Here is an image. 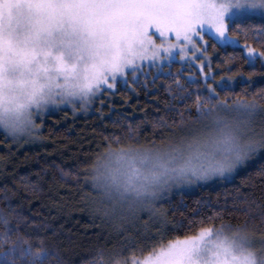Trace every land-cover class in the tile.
<instances>
[{"label":"snow or ice","instance_id":"1","mask_svg":"<svg viewBox=\"0 0 264 264\" xmlns=\"http://www.w3.org/2000/svg\"><path fill=\"white\" fill-rule=\"evenodd\" d=\"M233 9L264 12V0H0V118L27 110L36 139H46L44 118L51 108L68 105L74 112H86L99 100L97 111L103 119L105 94H115L121 82L136 91L145 63L159 69L178 57L195 61L200 72V78L190 75L186 82L177 74L175 88L164 86L171 99L155 113L146 112L139 122L126 118L124 124L113 123L139 144H170L150 182L136 184L141 169L132 149L120 144L122 132L104 138V152L116 151L113 141L119 145L117 160L127 162L128 185L151 212L139 223L121 225L119 248L98 247L91 264H264V84L249 93L256 83L253 67L243 74L244 98L229 103L221 96L241 74L235 61L264 69V16L260 23L252 22L256 15L229 19ZM221 51L224 55L214 63L213 53ZM142 86H149L146 78ZM233 106L247 114L243 137L241 126L234 127L221 114ZM142 126L148 135L141 134ZM6 147L11 152L13 145ZM220 151L228 155L218 159ZM247 168L257 170L235 188L231 203L225 198L221 205L218 196L215 203L208 201L188 215L180 212L179 220L173 218L176 211L170 213L165 206L173 189L226 182ZM20 179L36 190L27 176ZM83 179L81 188L86 189L87 169ZM257 180L259 197L241 190L256 188ZM224 215L243 220L217 227L215 221ZM8 229L0 244L10 237V225ZM178 231L190 234L164 242L168 233ZM126 250L131 255H125ZM9 251L15 255L14 248Z\"/></svg>","mask_w":264,"mask_h":264},{"label":"trees","instance_id":"2","mask_svg":"<svg viewBox=\"0 0 264 264\" xmlns=\"http://www.w3.org/2000/svg\"><path fill=\"white\" fill-rule=\"evenodd\" d=\"M252 22L260 23L261 19L254 17ZM234 47H228V52H232ZM223 55V51L213 53L214 63ZM235 64L241 66V74L236 76V83L232 87L221 92V96H226L229 102L247 95L243 92L240 78L243 76L246 79L243 74L252 72L253 67L255 74L252 79L256 83L249 88V93L264 84V75H261L264 69L259 64L249 65L242 60L235 61ZM187 71L178 62H173L164 65L158 72L151 69L148 75L139 76L140 83L136 91L119 86L114 100L103 107V119L98 111L74 115L66 108L49 113L44 118L42 133L46 139H41L37 144L19 145L0 134V141H3L0 143V157L5 158L0 160V208L5 209V214L0 217L6 221H0V236L8 232V226H11L10 237L0 244V264H91L98 247L106 244L110 248L112 241L90 203L89 197L95 196V192L91 186L81 188L85 169L88 174V168L97 159V154L104 152L107 146L104 138L110 133L122 132L120 144L132 139L126 130L113 127L114 122L124 124L126 118L139 122L144 119L146 112L155 113L157 107L162 108L163 102L171 99L164 86L173 85L175 88L173 80L177 74H180L182 82H186ZM145 78L149 84L147 88L142 86ZM154 78L155 87L152 85ZM190 87L194 90L196 85L191 84ZM143 127L141 134L148 135ZM157 140L159 142L158 137ZM8 144L13 145L11 152L7 150ZM112 147L119 145L113 141ZM256 170L242 169L226 182L218 181L200 185L191 191L176 192L169 197L165 206L170 213L176 211L173 218L179 220L180 212L188 215L193 209L203 208L208 201L215 203L218 196L221 205L225 198L231 203L235 188L242 185L248 173ZM24 176L28 177L27 183L36 185L35 191L25 187L26 182L20 179ZM256 183V188L244 186L241 190L259 197V180ZM5 195L7 199H3ZM9 201L12 202L11 206ZM197 201L201 203L197 204ZM208 214H213L212 210H208ZM242 220V217L224 215L223 220L218 219L215 224L219 226L222 222H230L235 225ZM186 234L190 233H168L165 241L183 238ZM12 248L15 249L14 256L9 251Z\"/></svg>","mask_w":264,"mask_h":264},{"label":"clouds","instance_id":"3","mask_svg":"<svg viewBox=\"0 0 264 264\" xmlns=\"http://www.w3.org/2000/svg\"><path fill=\"white\" fill-rule=\"evenodd\" d=\"M226 122L234 127L240 125V134L243 137L242 122L247 118L236 113L223 114ZM0 131H3L13 142L31 141L37 138L36 129L31 123V116L27 110L21 113L6 114L0 118ZM173 141V143L178 142ZM127 148H131L136 156V164L141 169V176L136 184H147L153 179V173L159 171L157 164L159 158L166 159V153L170 148L168 142L157 143L155 146L142 145L135 139L124 142ZM102 152L88 168V184L95 192L90 196L93 208L99 209L98 213L115 226H128L129 223H139V220L148 216L151 207L143 203V197L137 198L135 190L128 185L127 162L117 160L119 147ZM217 158L223 159L228 155L226 151L217 152ZM106 213V215H105ZM5 214V209L0 208V216ZM113 250H106L111 254ZM90 264V262H85Z\"/></svg>","mask_w":264,"mask_h":264},{"label":"rangeland","instance_id":"4","mask_svg":"<svg viewBox=\"0 0 264 264\" xmlns=\"http://www.w3.org/2000/svg\"><path fill=\"white\" fill-rule=\"evenodd\" d=\"M242 15H256L255 17H260V16H264V12H255V13H253V12H251V10H248V9H244V10L233 9V10H232V13L229 15V19H233V18H235V17H237V16H242ZM154 39L157 40V43L160 42L158 36L154 37ZM233 46H234V45H233ZM173 62H178V63L181 65L182 68L188 70V71L186 72V76H187V77H189L190 75H191V76H195L196 78H197L198 76L200 77V72L198 71V68H197V66H196V64H195V61H187V60H186V61H181L178 57H174L171 63H173ZM164 65H169V64H168L167 61H165V62L163 63V65H161V67H160L159 69H157L155 66L150 65V64H148V63H145V66L143 67L142 72L140 73L139 76H142V75H148L151 69H153L154 72H158V71L161 70V68H162ZM240 79H241V81H242V80H244L245 78H244L243 76H241ZM235 83H236V82H235ZM235 83H234V84H235ZM234 84H233V85H234ZM119 86H124V85H123V82H121ZM115 96H116V93L113 94V95H111V96H108L107 94H105V96L103 97V99H104V106L109 105V104L114 100ZM229 103H231V102H229ZM100 107H101V105H100V103H99V100H97V101H96V102L90 107V109H89L88 111H86V112H85V111H77V112H74V111L72 110L71 106H68V105H62L60 108H51V109L49 110V113H55V112H57V111H59V110H61V109H66V108H68V109H70V110L73 112L74 115H87V114H91V113H93V112H96L97 109H100ZM226 112L236 113V114H238V115H241V116L247 117V114L245 113V111L242 110V109L237 108L236 106H233V107L230 108V109H224V110H222V113H221V114L223 115V114L226 113ZM37 122H38V123L40 122L39 119H38ZM0 134H2L4 137L10 139V138L7 136V134L4 133L3 131H0ZM10 140H11V139H10ZM11 141H12V140H11ZM40 141H41V139H34V140H31V141H23V142H19V143H17V142H13V141H12V143H16V144H19V145H34V144L39 143ZM234 176H235V175H234ZM234 176H233V177H234ZM233 177L229 178V180H231ZM215 182H218V180H216V181H212V182H210L209 184H211V183H215ZM207 185H208V184H207ZM198 186H200V185H194V186H191V187H183V188H176V189H173V191L170 193V196H172V195H173L174 193H176V192H181V191H191V190H194V189H196ZM170 196H169V197H170ZM93 209L95 210L96 215L100 218V223H101V225H102L103 227H105V230L107 231L108 237H109V238L111 239V241H112L111 244H110V248H113L114 246H115L116 248H119V246H120V241H121L122 237L119 236L118 233H119L120 231H122V229H121L120 227H118V226L113 225V224L110 223V222H107V221H106V220H105V219H104V218L98 213V211H99L98 207H97V208H93ZM144 218L146 219L147 216H145ZM217 227H218V226H217ZM175 239H177V238H172V239H169V240H175ZM167 241H168V240H167ZM167 241H164V242L166 243ZM150 247H151V246H149V247L145 250L144 255H147V252L150 250ZM124 254H125V255H131V250H126ZM136 254H137L138 256L140 255L139 250H137V253H136Z\"/></svg>","mask_w":264,"mask_h":264}]
</instances>
